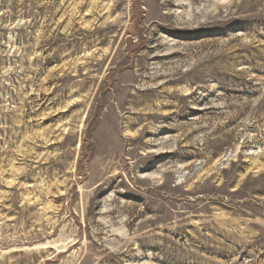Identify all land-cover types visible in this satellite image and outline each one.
Listing matches in <instances>:
<instances>
[{"label": "rangeland", "instance_id": "obj_1", "mask_svg": "<svg viewBox=\"0 0 264 264\" xmlns=\"http://www.w3.org/2000/svg\"><path fill=\"white\" fill-rule=\"evenodd\" d=\"M0 264H264V0H0Z\"/></svg>", "mask_w": 264, "mask_h": 264}]
</instances>
